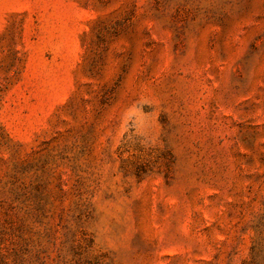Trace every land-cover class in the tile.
<instances>
[{
	"label": "rangeland",
	"instance_id": "obj_1",
	"mask_svg": "<svg viewBox=\"0 0 264 264\" xmlns=\"http://www.w3.org/2000/svg\"><path fill=\"white\" fill-rule=\"evenodd\" d=\"M0 264H264V0H0Z\"/></svg>",
	"mask_w": 264,
	"mask_h": 264
}]
</instances>
